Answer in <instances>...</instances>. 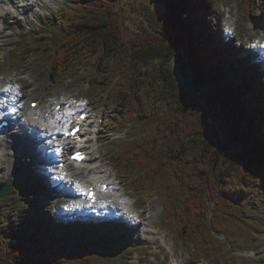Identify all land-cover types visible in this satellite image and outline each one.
<instances>
[{
  "label": "trees",
  "instance_id": "obj_1",
  "mask_svg": "<svg viewBox=\"0 0 264 264\" xmlns=\"http://www.w3.org/2000/svg\"><path fill=\"white\" fill-rule=\"evenodd\" d=\"M159 2L160 12L144 5L139 9L143 21L132 38L124 39L123 0H68L49 16L27 50L20 49L16 62L39 52L41 58L32 65L59 84L84 61L91 68L85 100L101 98L107 102L103 105L116 107L106 127L117 133L145 124L148 97L156 89L161 120L117 150L113 162L121 177H130L133 191H141L142 184L148 196L155 193L162 200L169 183L185 188L181 209L164 199L163 221L208 251L210 244L203 241L220 233L218 222L230 221V209L238 204L235 176L244 184H264V90L256 72L235 58L236 42L224 47L222 28L212 23V0ZM240 2L245 19L262 14L264 0ZM78 70L73 69L76 79L87 77ZM92 85L104 94L92 95ZM31 215L11 220L10 229L7 221L0 226L6 229L0 237V264H97L95 252L67 259L62 246H53L52 235L67 232L46 213L36 216L39 223L29 236L18 233L31 225ZM126 253L129 258L134 254L131 249Z\"/></svg>",
  "mask_w": 264,
  "mask_h": 264
},
{
  "label": "rangeland",
  "instance_id": "obj_2",
  "mask_svg": "<svg viewBox=\"0 0 264 264\" xmlns=\"http://www.w3.org/2000/svg\"><path fill=\"white\" fill-rule=\"evenodd\" d=\"M35 1L34 6H26L24 3L17 2L16 6H13L12 12L9 5L7 7L8 12L0 13V101L6 105L10 100L20 95L26 108L29 101H40L39 106L43 112L51 111L55 105L64 102L67 98L72 99V97L79 99L78 106L88 105V108L94 111L92 117L96 113L92 121L97 126L93 128L95 136H92L93 141L88 146L89 152L92 153V155L90 154L92 156L91 163L86 164L84 169H93L92 172H103L102 180L105 179V181H112L115 178L119 188L123 189V191L118 190V193L124 192L127 196L134 197L130 202L134 203L136 211L139 214L143 213L145 217L138 230L142 239H139L140 236L137 238L136 234L132 233L133 229L124 237V233L118 232L120 228L114 230L112 227H106L100 231V234L92 237L75 232H69L68 235L59 232L54 233L52 235L53 246L58 244L66 252L74 248H77L78 252L81 253L95 252L100 256L97 264H264V184L259 182L244 184L239 176H235L234 183L238 187L235 196L238 199V204L230 209V221L218 222L220 233L213 232L207 236L209 242L203 241L204 245L209 246L208 244H210L209 247L211 248L208 251H202V245H199L194 237L187 236L186 233L179 234L175 225L172 227L163 221L162 203L164 199L173 209H181L187 199L185 188H181L180 184L169 183L165 187V196L161 200L155 193L148 196L143 190L142 184L139 185L141 191H133L134 185L131 183L130 177L123 178L119 174L118 167L113 162L115 152L132 140H138L142 130H147V127L162 118L160 114H156L159 96L155 92L156 89L148 97L145 124L141 126L137 123L132 128L129 125L117 133L113 131L114 128L105 127L108 121L110 123L114 112L117 111L116 107L103 105L107 102L101 98L96 102L84 100L91 85L89 76L91 75V68L86 64L82 65L84 61H81L76 67L78 69L84 67L81 70L88 78L85 77L80 86L76 88L68 86L71 78L73 76L76 78V75H70L72 77L67 84H63L62 81L59 84H54L48 73L43 70L39 71L34 67L32 64L41 58L40 53L35 50L30 51L27 56L28 59L16 62L17 57L21 56L20 49L25 47L24 50H27V46L31 45L33 40L38 37L37 31L43 29L49 16L57 13L68 2V0H44L45 7H43L41 0ZM212 1L214 7L211 11L212 23L214 26L224 28L223 37L224 33L230 34L235 26V36L241 35L244 41L249 36L252 47L259 42L258 31H264V2L260 7L262 14L247 20L240 15V0ZM123 5L124 39L132 38L138 31V25L143 21L139 9L143 5L153 12H160L161 10L159 0H123ZM223 9L229 10V18L224 16ZM13 15H16V18L18 16V20ZM5 26L6 30H2V27L5 28ZM262 41L264 43V38ZM242 48L245 52L247 47L243 46ZM235 58L243 60L247 68L252 67L250 59H247L246 56L239 54ZM16 64L21 65L22 68H17ZM69 71L73 70L70 69ZM77 74H82V71ZM175 75L179 78L176 72ZM3 89H11V91L4 92ZM160 90L161 88L157 91L160 92ZM93 91L98 93L96 89L93 90L92 88ZM95 93L93 92L92 95H97V97L104 94ZM80 101L84 104H81ZM74 110H79V108L68 105L63 112L65 115L66 112L71 111L73 113ZM36 113L34 112L37 116L40 114L38 110ZM34 117L36 116L34 115ZM46 123L48 124L49 121ZM43 127L46 129L47 125ZM53 148L56 151V146ZM28 165V163H24L18 153L15 154L13 161L10 162L8 158H5L0 163V175L2 177L8 176L9 179L4 180V182H10L12 187L7 196L0 198V226L4 224V221H7L5 225L6 228L9 225L7 229L13 225L11 220L19 222L26 215L25 210H28L29 199L37 196L31 181H25ZM32 167H35V164ZM88 178L89 174L83 173L80 180L84 183ZM37 202H42L43 208L48 207L45 200H38ZM143 202L145 203L143 204ZM58 204L60 207L65 206L63 202ZM36 215H31L33 217V219L29 218L31 225H23L24 227L17 229L18 233L29 236L34 226L39 223V219L35 218ZM0 230V237H2L6 229L3 231L0 228ZM129 249L135 251L131 258H129L130 253H126Z\"/></svg>",
  "mask_w": 264,
  "mask_h": 264
},
{
  "label": "bare ground",
  "instance_id": "obj_3",
  "mask_svg": "<svg viewBox=\"0 0 264 264\" xmlns=\"http://www.w3.org/2000/svg\"><path fill=\"white\" fill-rule=\"evenodd\" d=\"M17 2H19V3H24L26 6H28V5H33V4H35L34 2H36L35 0H0V13H6V11L8 12V10H7V7L9 6L8 4H10V7H13V6H16V3ZM37 4V3H36ZM41 5L43 6V7H45V1L44 0H41ZM18 6V5H17ZM20 6V5H19ZM34 6V5H33ZM22 11H23V9H22ZM7 15H8V13H7ZM237 54H238V52H237ZM255 57H257V55H254ZM242 62V61H241ZM95 116H96V113L93 115V118H95ZM32 118L34 119L35 117H34V115L32 116ZM33 126V125H32ZM27 131H28V133H30V132H33L32 131V129H26ZM85 135H83V137H84ZM7 138H9V136L7 135L6 136ZM10 140H8V141H6V143L4 144V145H2V146H4L5 148H8V149H10V150H13L14 148H17L18 146H20L21 144H20V142H18V141H16V142H12L11 141V138H9ZM18 140H19V138H18ZM86 151L88 152V154L90 155V152H89V149H86ZM45 156H47V157H51L50 159H52V160H54L55 159V156H54V154H52V156H50V155H45ZM0 162H1V158H0ZM48 164L45 162V166H47ZM103 177V176H102ZM4 180H8V176H6L5 175V177H2L1 175H0V181H4ZM105 180V179H104ZM93 181H94V183H97V181H96V178H94L93 179ZM112 189H114V188H111V190ZM114 190H116V189H114ZM58 193H56V194H54V195H56L57 197H60V192L59 191H57ZM117 193H118V190H117ZM119 194V193H118ZM122 194H124L125 195V193H122ZM120 195V194H119ZM120 196H122V195H120ZM130 205V204H129ZM80 215H82V214H84V213H87V211H84V210H80L79 212H78ZM90 217V216H89ZM62 222H64V221H62Z\"/></svg>",
  "mask_w": 264,
  "mask_h": 264
},
{
  "label": "water",
  "instance_id": "obj_4",
  "mask_svg": "<svg viewBox=\"0 0 264 264\" xmlns=\"http://www.w3.org/2000/svg\"><path fill=\"white\" fill-rule=\"evenodd\" d=\"M203 176V174H201ZM11 190V186L8 183H0V198L5 197ZM82 254L78 253L77 249H71L67 254L66 258L80 257Z\"/></svg>",
  "mask_w": 264,
  "mask_h": 264
},
{
  "label": "snow or ice",
  "instance_id": "obj_5",
  "mask_svg": "<svg viewBox=\"0 0 264 264\" xmlns=\"http://www.w3.org/2000/svg\"><path fill=\"white\" fill-rule=\"evenodd\" d=\"M2 91L9 92V91H11V89H3ZM3 103H4L3 101H0V105H3ZM69 103H71V102H69ZM14 110L15 109H13V111ZM65 115H66V117H71L73 115V113L71 111H68V112L65 113ZM57 119H59V117H57ZM81 119H83V117H81ZM66 127H67V125H66ZM75 131H78V129L73 130L72 134H74ZM57 151H59V148H57ZM70 158L74 159V160L82 159V157H80L78 153L75 154V155H70ZM89 195H90V198H91V194H89Z\"/></svg>",
  "mask_w": 264,
  "mask_h": 264
}]
</instances>
